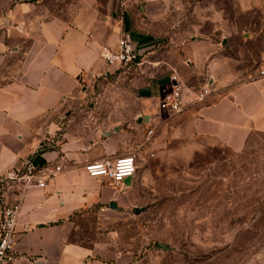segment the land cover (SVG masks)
Here are the masks:
<instances>
[{
	"label": "rangeland",
	"instance_id": "obj_1",
	"mask_svg": "<svg viewBox=\"0 0 264 264\" xmlns=\"http://www.w3.org/2000/svg\"><path fill=\"white\" fill-rule=\"evenodd\" d=\"M52 19L89 22L100 50L125 28L147 42L138 64L102 60L81 71L64 109L61 127L84 141L80 151L102 146L115 127L142 123L132 140L127 135L135 150L126 153L135 152L138 164L134 182L113 188L116 207L75 217L70 238L124 254L123 264H264V131L233 150L190 133L179 112L155 109L149 91L172 69L189 87L204 83L211 56L194 57L193 43L203 50L213 42L227 85L258 74L264 0H0V81Z\"/></svg>",
	"mask_w": 264,
	"mask_h": 264
},
{
	"label": "crops",
	"instance_id": "obj_2",
	"mask_svg": "<svg viewBox=\"0 0 264 264\" xmlns=\"http://www.w3.org/2000/svg\"><path fill=\"white\" fill-rule=\"evenodd\" d=\"M134 41L141 52L147 47L146 41ZM206 43L203 50L193 43L192 55L211 56L205 70L213 86L200 101L186 91L179 112L183 128L240 150L252 131H264V73L227 85L217 75L220 64L212 55L214 44ZM100 47L89 22L46 21L30 39L14 74L0 81V173L20 167L27 159L62 166L45 186L30 187L25 193L21 210L29 229L16 239L13 264H123L121 260L128 259L70 238L75 217L87 214L93 206L97 213L105 211L117 199L105 178L86 174L84 163L97 159L101 149L113 153L104 156L126 153L134 146L129 145L127 135L132 140L142 127L140 121L129 122L130 129L115 127L102 146L85 151L79 150L83 140L62 129L61 117L78 89L80 72L102 65ZM167 75L157 78L149 90L155 109L159 84ZM134 175L127 184L134 182Z\"/></svg>",
	"mask_w": 264,
	"mask_h": 264
},
{
	"label": "built area",
	"instance_id": "obj_3",
	"mask_svg": "<svg viewBox=\"0 0 264 264\" xmlns=\"http://www.w3.org/2000/svg\"><path fill=\"white\" fill-rule=\"evenodd\" d=\"M142 52L129 29H123L115 40V45H104L100 57L107 66L138 64ZM92 75L94 70L89 71ZM264 73V68L260 69ZM213 80L207 78L200 87H189L176 69H172L166 79L159 84L156 107L159 111L180 112L184 105V95L188 90L195 100H204L210 93ZM62 169L60 164L49 161L36 164L25 160L23 164L7 173H0V264H13L17 237L29 229L24 218L21 204L30 187H43L48 180ZM84 170L92 177L106 178L112 187L127 185L126 178H131L137 170L135 152L90 159L84 163Z\"/></svg>",
	"mask_w": 264,
	"mask_h": 264
},
{
	"label": "water",
	"instance_id": "obj_4",
	"mask_svg": "<svg viewBox=\"0 0 264 264\" xmlns=\"http://www.w3.org/2000/svg\"><path fill=\"white\" fill-rule=\"evenodd\" d=\"M125 181L128 182V181H129V177L126 178ZM109 204H110V206H112V207H116V206H117V204H116V202H115L114 200H112ZM158 246H162V247H164V248L166 247L164 244H161V242H158Z\"/></svg>",
	"mask_w": 264,
	"mask_h": 264
}]
</instances>
